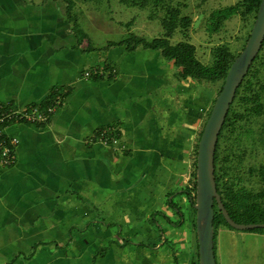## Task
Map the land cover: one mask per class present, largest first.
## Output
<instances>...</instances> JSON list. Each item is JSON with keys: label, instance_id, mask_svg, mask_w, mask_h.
<instances>
[{"label": "crops", "instance_id": "obj_1", "mask_svg": "<svg viewBox=\"0 0 264 264\" xmlns=\"http://www.w3.org/2000/svg\"><path fill=\"white\" fill-rule=\"evenodd\" d=\"M75 8L82 35L63 0H0V105L64 94L48 124L6 127L19 142L0 170V264H199L186 189L200 104L159 51L98 50L126 32L99 41ZM101 66L106 78L82 76ZM111 126L117 143L98 141Z\"/></svg>", "mask_w": 264, "mask_h": 264}, {"label": "rangeland", "instance_id": "obj_2", "mask_svg": "<svg viewBox=\"0 0 264 264\" xmlns=\"http://www.w3.org/2000/svg\"><path fill=\"white\" fill-rule=\"evenodd\" d=\"M239 1L242 0H160L156 4L155 0H151L150 3L142 8L139 6H128L126 3L121 2V0H98L96 8L92 6L94 3L78 1L74 12L79 13L78 16L82 18L80 23H83L93 36L98 38L99 41H104L108 38L118 39L125 32V36L132 33L146 39L163 36L166 30L161 21L168 17L170 10H177L176 22L178 26L172 32L170 37L171 42L175 43L187 40L194 44L198 59L207 64L211 60V49L218 44L227 45L234 56H237L243 49L255 19L254 15L243 17L240 13H237L226 20L220 30L215 32L208 30L211 12L234 5ZM185 18H189V22L187 26L183 27L181 22L185 21ZM125 24H128L129 27L125 26ZM260 62L259 59L254 68H260L258 78L264 81V67L261 66ZM94 69H102L104 71L103 66L95 67ZM108 72L110 71L104 73V78H106ZM252 77V74L248 76L250 80L256 81ZM184 83L187 86L186 90H189L187 92L188 98L194 97L198 104H200L198 127L200 132L208 117V112L212 108L213 101L221 89V81L212 83L188 80ZM262 102L264 103V91ZM240 109V101L236 100L232 110L238 111ZM243 125L245 131L239 137L231 132L230 127L224 129L218 147L217 172L221 174L222 157L229 155L231 150L236 151V154L238 153L239 158L242 159L238 160L236 157L229 159L228 163L234 168L231 174L236 177L241 186L255 192L260 189V185L257 179L249 174L248 170L250 166L255 167L259 163L264 162V114L253 118L249 122H244ZM103 129H110L109 131L112 132L114 138L118 141L119 135L117 129H113L112 126ZM236 138L240 141L239 148L233 143ZM197 139L195 138L191 143L192 161L193 148L195 142L198 141ZM110 143L115 144L113 142ZM174 201L176 202V199ZM187 210H184L185 214ZM176 218L179 219V216ZM214 227H216V224ZM225 228L228 231V235L232 232L233 237L230 238V235L229 237L222 235L224 238H220L218 241L219 235L215 232L214 249L216 264H245L248 261L253 264L260 263L262 259L261 245L263 246V243L262 241H257V239L259 234H264L263 229L239 230ZM220 247L222 254L219 251Z\"/></svg>", "mask_w": 264, "mask_h": 264}, {"label": "trees", "instance_id": "obj_3", "mask_svg": "<svg viewBox=\"0 0 264 264\" xmlns=\"http://www.w3.org/2000/svg\"><path fill=\"white\" fill-rule=\"evenodd\" d=\"M66 3V8L70 18L73 17L72 10L76 5L77 1L90 2L98 0H63ZM151 0H121V2L126 3L128 6H139L145 7ZM153 1V0H152ZM160 0H155L157 4ZM260 0H242L238 3L230 6H226L210 13L209 16V26L208 30L210 32H215L221 29L224 22L228 20L233 15L240 13L243 17H248L249 15H256L257 9L259 7ZM177 10H170L168 17L163 19L162 25L165 28V34L163 36L154 37L152 39H146L136 34L129 33L126 37L119 41H108L105 45L97 48L98 50H105L111 46H121L124 45L126 51H135L137 48L141 47L144 49H149L153 51H159L161 56L168 61H172L173 65L177 68L175 77L178 81H188L195 80L197 82H217L221 81V86L226 77L227 71L234 59V55L231 50L225 44H218L211 49V60L210 63H203L200 61L196 55V47L194 44L187 40L171 42L170 37L172 32L177 28ZM76 32L83 34L75 23V19L72 18ZM189 18H185V21L181 22L182 26L188 25ZM128 26V24H127ZM249 36V35H248ZM260 59L261 66L264 67V39L261 48L248 69L243 81L236 90L233 102L230 105L227 116L221 128L216 143L215 155H214V178L216 182V188L220 194L221 201L227 210L229 216L237 223L249 224V223H263L264 224V162L259 163L257 166L249 168V174L254 176L259 182L260 189L258 191H253L247 189L240 185V182L235 176L231 174L234 171L233 166L228 163L232 157H236L238 160L239 154L236 151L231 150L229 155L222 157L223 165L221 166V174L217 172V161H218V147L221 136L223 135L224 129L227 127L231 128V132L235 136H242L245 131L244 122H249L253 118L260 117L264 114V103L262 102V94L264 91V81L258 78V73L260 68H254L256 62ZM106 73V69L104 70ZM111 74V71H110ZM252 74L253 80H250L248 76ZM104 75L94 77L96 80L102 78ZM61 94L64 96L62 91H55L51 94L48 103L44 104L43 107L51 103L56 94ZM216 98V97H215ZM236 100L240 101L241 109L236 111L233 109V104ZM215 101V99H214ZM213 101V102H214ZM210 112H208L209 115ZM204 126V125H203ZM201 128L198 136L202 133ZM236 147H240V141L236 138L233 142ZM197 144L194 148L193 153V163H192V179H191V189H186L189 195L191 206L194 211L195 204V189H196V155H197ZM233 152V154H232ZM243 155V154H242ZM223 222V223H222ZM216 224V227L214 225ZM219 226H224L233 229L224 219L222 213L217 208L216 203H214V218H213V229H214V239L215 232ZM263 229V227L252 228ZM214 241V240H213ZM215 246V242H214ZM215 253V249H214Z\"/></svg>", "mask_w": 264, "mask_h": 264}, {"label": "water", "instance_id": "obj_4", "mask_svg": "<svg viewBox=\"0 0 264 264\" xmlns=\"http://www.w3.org/2000/svg\"><path fill=\"white\" fill-rule=\"evenodd\" d=\"M264 39V0H260L255 19L243 49L234 57L212 105L198 140L196 155V235L199 264H216L214 253V203L226 222L235 229L264 228L263 223H237L229 216L214 178V155L219 133L235 93L257 56Z\"/></svg>", "mask_w": 264, "mask_h": 264}, {"label": "built area", "instance_id": "obj_5", "mask_svg": "<svg viewBox=\"0 0 264 264\" xmlns=\"http://www.w3.org/2000/svg\"><path fill=\"white\" fill-rule=\"evenodd\" d=\"M106 73L102 69L85 70L82 72L84 78H94ZM63 103V96L56 94L50 104L43 107L41 105H31L27 108L19 109L9 105H0V170L13 165L16 161V147L18 139L6 134L5 130L12 123H31L36 125H46ZM110 129H102L96 133L98 141L103 143H116Z\"/></svg>", "mask_w": 264, "mask_h": 264}]
</instances>
